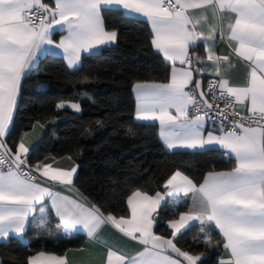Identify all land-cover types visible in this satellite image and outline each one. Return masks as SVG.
<instances>
[{"label": "snow or ice", "instance_id": "6c2138e0", "mask_svg": "<svg viewBox=\"0 0 264 264\" xmlns=\"http://www.w3.org/2000/svg\"><path fill=\"white\" fill-rule=\"evenodd\" d=\"M121 9L150 25L152 47L171 64L167 82L133 85L135 119L158 122L168 150H224L234 163L229 170H209L202 183L176 170L163 192L133 190L127 197L130 216L117 217L76 188L78 165L71 155L30 163L28 133L12 146L7 137L22 81L38 55L55 48L69 68L78 67L82 53L97 54L116 43L118 32L106 29L102 12ZM56 32L66 33L59 42L53 39ZM218 41L226 42L227 55L218 54ZM198 45L203 56L193 54ZM234 59L248 69L242 84L233 83L229 74ZM196 74L213 77L206 89ZM65 108L82 110L78 101L56 105L57 111ZM36 125L46 127L37 120L33 130ZM61 160L67 165L61 166ZM56 185L76 195L66 196ZM167 198L174 214L167 221L170 234L164 236L154 228ZM45 200L66 231L79 227L106 248L103 264H198L204 253H190L177 240L193 222L218 231L221 239L214 241L212 231L201 228L202 243L222 245L226 253L218 264H264V0H0V240L25 233L36 206ZM181 207L185 210L175 211ZM46 209L41 207L33 219L37 236L51 235ZM106 225L142 248L130 253L107 241L100 235ZM27 264L69 262L67 254L41 251Z\"/></svg>", "mask_w": 264, "mask_h": 264}, {"label": "trees", "instance_id": "16d2710c", "mask_svg": "<svg viewBox=\"0 0 264 264\" xmlns=\"http://www.w3.org/2000/svg\"><path fill=\"white\" fill-rule=\"evenodd\" d=\"M45 2L51 4V0ZM102 15L106 29L118 32L117 45L83 56L76 70H70L63 58L42 57L22 81L7 140L12 146L37 120L47 124L55 117L58 124L48 129L29 153L30 163L45 156L71 155L78 165L75 186L105 212L119 217L128 216L127 197L137 188L149 194L163 192L164 182L176 170L202 183L209 170H229L234 160L221 150L167 151L156 125L136 122L133 85L138 81L167 82L170 66L154 51L146 22L126 17L119 10H105ZM62 100L80 102L81 112L57 111ZM161 206L154 231L168 236L167 221L174 209L168 202ZM202 227L205 232L212 231L214 241L221 239L211 226L196 224L178 235V246L190 253L203 252L198 264H218L222 245H204ZM25 237L26 241L0 243L2 264H27L28 257L41 251L63 255L86 242L82 234L58 241L32 239L30 232Z\"/></svg>", "mask_w": 264, "mask_h": 264}, {"label": "crops", "instance_id": "0c3cea01", "mask_svg": "<svg viewBox=\"0 0 264 264\" xmlns=\"http://www.w3.org/2000/svg\"><path fill=\"white\" fill-rule=\"evenodd\" d=\"M51 3H52V0H51ZM119 11H122L124 13V10H122V9L119 10ZM129 18H133V19L139 20L138 18H135V17H129ZM144 22H146V21H144ZM148 26L150 28L149 24H148ZM150 30H151V28H150ZM65 34L66 33L56 32L53 35V39L56 42H59V39L61 38V36L65 35ZM117 41H118V38H117ZM116 45H117V43H114V44H112L109 47H114ZM109 47H103L102 49L109 48ZM154 51L156 52V54H159L162 57V59L164 60L162 54L158 53L156 49H154ZM201 52H203V55H204L203 46L202 45H198L197 48L194 50L193 54L200 55ZM217 52H218V54H224V55L228 54L229 49L227 47L226 42L218 41ZM88 55H91V54L82 53V59H83V56H88ZM46 56H49V57L53 56V57H57V58H61V59L63 58L65 64L67 65V61L64 59L62 51L61 50H57L55 48H52L49 51L41 52L38 55V59H37L36 63L34 64L33 68L37 65L38 61L42 57H46ZM82 59H81V62H82ZM81 62H80L78 67H75V68H69L68 66L67 67L70 70H74V69L76 70L77 68L80 67ZM165 62L170 66V71H171V64L168 61H165ZM233 63L235 65V67H233L230 70V73H229L231 78H232V82L235 83V84H242L245 81L246 73H247L248 69L246 68L245 64L243 62L239 61V60L234 59ZM177 66H179V65H177ZM196 75L201 79L202 86L204 88H205L207 80L209 78H212L208 74H204L202 76L200 74H196ZM169 77H170V75H169ZM169 77H168V79H169ZM131 93H133L134 99L136 101V96H135V93L133 92V88H132V92ZM236 108H237L238 111L245 110V106H243V105H236ZM65 109L66 110H70L72 112H75V111H73L70 108H65ZM80 112H75V113H80ZM58 122H59L58 120H55L54 122H51V123L48 122L46 124V127H44V128H41L39 125H36L35 130L32 129L31 131L27 132L28 136L26 137V143L30 146V152L33 149H35V147H37L42 142V139H43V136H44L43 134H45L46 131H48V129L56 126L58 124ZM136 122H138L140 124H154V125H156L157 128H158L157 130H158V137H159L160 143H162L163 147L167 151H171V152H173V151H180V152L181 151H187V152H193V153L194 152H199V151H204V150H195V151H193V150H187V149L168 150L166 148V146L164 145V143L162 142L161 138H160V135H159L160 128H159L158 122H145V121H137V120H136ZM207 127L210 128L211 127L210 124ZM221 151H224V150H221ZM67 163L68 162L66 160H61L60 161L61 166H66ZM77 172H78V169H77ZM76 176H77V173H76V175L74 177V181H75ZM56 190L62 192L66 196L74 197L76 195L75 192L67 191L63 186H60V185H56ZM79 192L82 193L80 190H79ZM154 194H151V195H154ZM170 199L171 198H167L165 202H162V205L167 203L168 200H170ZM181 199L182 200H187V198H184V197H181ZM45 205H47L46 214H47V216L49 218V231L51 232V235H48L47 233H45L43 235L37 236V230H36V228L34 226L33 219H34V217H38L40 215V211L39 210H40L41 207H43ZM36 209H37V211L34 213L33 218H30V221H29V223H28V225L26 227L25 233H23V234H21L19 236L15 235V234H11L7 239L0 240V243L9 242L11 239H17V240H20V241H26L27 238L25 236H26V234L28 232H30V237L32 239L49 238V239H52V240H55V241H58V240L63 239V238H74V237L77 236V234H82V235H84L86 237V242L83 245V247H80L78 249L83 248V249H85V251H77V249L68 250L65 254H67V258H68L69 264H103V261L106 258V248L101 247L100 245L96 244L93 241H90L87 238V236L84 233V231L82 229H80L79 227H77V229L75 231H71V232L66 231L63 228V226L60 225L59 218L55 215V211L51 208V205H50V203L47 200H45L43 202V204L37 205ZM159 209L157 211H159ZM128 216H130V211H129ZM52 220H54L53 223H52ZM196 224H198V223L193 222V225H196ZM100 235L103 238H105L107 241L115 242L116 244H119L121 246L126 247L129 250L130 253L134 252L135 250H139V249L142 248V246H140L136 242L131 241L130 239L124 237L123 234L119 233L118 230L114 229L110 225L104 226L102 231H101V233H100ZM50 254H53V253H50ZM225 255H226V253L223 250V253L221 254V257H223ZM0 262H2V259H0Z\"/></svg>", "mask_w": 264, "mask_h": 264}, {"label": "built area", "instance_id": "2783aa9c", "mask_svg": "<svg viewBox=\"0 0 264 264\" xmlns=\"http://www.w3.org/2000/svg\"><path fill=\"white\" fill-rule=\"evenodd\" d=\"M213 78V77H212ZM212 78H209V79H212ZM208 79V80H209ZM218 79V78H217ZM208 80H207V82H208ZM207 82H206V85H205V89L207 88ZM237 109V108H236ZM210 126H211V124H210Z\"/></svg>", "mask_w": 264, "mask_h": 264}]
</instances>
